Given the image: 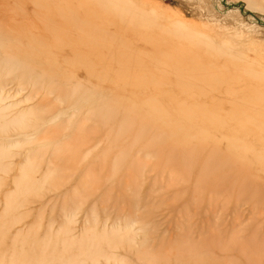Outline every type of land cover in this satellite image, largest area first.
Returning <instances> with one entry per match:
<instances>
[{
    "label": "rangeland",
    "instance_id": "374dc122",
    "mask_svg": "<svg viewBox=\"0 0 264 264\" xmlns=\"http://www.w3.org/2000/svg\"><path fill=\"white\" fill-rule=\"evenodd\" d=\"M0 264H264V0H0Z\"/></svg>",
    "mask_w": 264,
    "mask_h": 264
}]
</instances>
